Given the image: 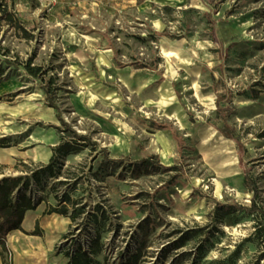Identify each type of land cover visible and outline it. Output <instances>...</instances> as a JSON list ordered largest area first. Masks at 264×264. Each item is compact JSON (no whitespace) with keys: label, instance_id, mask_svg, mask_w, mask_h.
<instances>
[{"label":"rangeland","instance_id":"374dc122","mask_svg":"<svg viewBox=\"0 0 264 264\" xmlns=\"http://www.w3.org/2000/svg\"><path fill=\"white\" fill-rule=\"evenodd\" d=\"M0 6L31 34L0 13V177L22 173L13 167L18 158L31 167L48 161L61 134L54 126L62 127L48 100L94 142L61 156L58 175L32 186L42 209L64 190L85 206L74 221L44 219L45 236L58 234L54 249L87 247L99 233L102 249L92 255L99 264L137 251L138 264H263L264 238L254 235L263 218L237 210L217 220V202L249 207L246 174L264 209V92L253 96L262 88L255 66L264 63V0ZM28 61L38 76L26 73ZM49 77L47 98L41 82ZM226 88L240 144L218 131L224 113L215 101ZM151 156L152 166L138 162Z\"/></svg>","mask_w":264,"mask_h":264},{"label":"trees","instance_id":"16d2710c","mask_svg":"<svg viewBox=\"0 0 264 264\" xmlns=\"http://www.w3.org/2000/svg\"><path fill=\"white\" fill-rule=\"evenodd\" d=\"M6 1V0H5ZM0 13L2 14L4 20L8 25H11L16 31H21L22 35L26 38L30 37L31 34L24 27L22 22L19 20L18 16L14 11L6 12V7L0 6ZM10 63H14L9 60ZM26 73L32 76H38L40 72L39 66L30 65V62H26L23 66ZM257 72L260 73V80H256V83H260L261 89H254L253 96L257 97L261 92H264V63L260 68L255 66ZM54 82L53 77H49L47 83L41 82L44 93L47 98H50L52 92V85ZM231 90L229 88L225 89V92L221 95H217L215 105L216 107L224 113V118L218 131L225 138H229L238 144L240 140L235 136V128L230 123H228V117L231 113V107L229 106V101L231 100ZM47 105L53 107L56 110V117L58 118L60 126H54L60 131L59 141L50 147L51 153L46 163L36 164L31 167L30 163L26 160L18 158L14 163L13 167L22 171L21 174L17 175H3L0 177V255L3 264H12V260L9 258L6 261L7 253L9 252L8 246L6 244L7 234L14 229H20L21 223L23 221L24 215L27 210H33L37 205L43 200V198H35L34 190L32 186H38L46 175L57 176L60 172L61 164L58 160L61 156L68 153H76L87 147L93 148L94 143L91 138L86 134L78 133L76 130L71 128V126L62 118L58 111V105L52 101L48 100ZM242 157V153H240ZM151 157L140 159L138 162L144 164L145 166H152L154 162ZM5 165L0 163V171ZM173 167V166H171ZM72 177H66L61 183H68ZM245 181L250 185V191L253 192L251 197V204L249 207L242 206L236 203L222 204L217 202V220H221L225 215L242 210L249 214H256L263 218V222L257 223L255 226L254 235L264 238V209L259 206L256 202V197L258 196L257 187L253 180L245 174ZM75 181V180H74ZM56 204L45 203V208L42 211V215H48L51 213H57L61 216L68 217L70 221H74L77 217H80L86 212L85 206L79 204V199L71 196L68 190H64L60 196L55 193ZM221 205V208H220ZM96 219L95 215H92ZM31 234H40L39 222L35 221L34 229L30 231ZM263 241V240H262ZM102 244L100 242V234L97 233L95 238H93L87 247L78 244L73 251L65 250L64 254L69 257L67 264H99L94 261L92 255L97 254L101 251ZM264 255V252H263ZM140 252L137 251L127 260L120 264H138V258ZM253 263V264H257ZM264 264V262H263Z\"/></svg>","mask_w":264,"mask_h":264},{"label":"crops","instance_id":"0c3cea01","mask_svg":"<svg viewBox=\"0 0 264 264\" xmlns=\"http://www.w3.org/2000/svg\"><path fill=\"white\" fill-rule=\"evenodd\" d=\"M149 80H152L151 76L148 81ZM0 141H5V139H0ZM0 146H2L1 143ZM9 148H11V146L4 147V149ZM40 204L41 203H39L35 209L26 211L21 223V228L23 230H11L6 236V244L12 254V264H67L69 260V257L64 254L65 250L62 249L61 245L58 244L57 248L54 249L58 234L57 236H45V222L48 220L44 219H46L47 216L58 219L62 217L64 219L63 222H65V216H61L57 213L42 215L45 205L42 209ZM36 220L39 222L40 234H31L29 232L34 229ZM55 227H59V224L51 229L54 230ZM0 264H3L1 255Z\"/></svg>","mask_w":264,"mask_h":264},{"label":"bare ground","instance_id":"6f19581e","mask_svg":"<svg viewBox=\"0 0 264 264\" xmlns=\"http://www.w3.org/2000/svg\"><path fill=\"white\" fill-rule=\"evenodd\" d=\"M166 53V55H168V54H171V51H167V52H165ZM124 78H126V77H124ZM172 116V115H171ZM177 119H178V121L180 122V123H182V120H181V118L179 117V116H177ZM219 138H222V137H220L219 136ZM222 140L223 141H225V139H223L222 138ZM40 151L39 150H37V149H35V150H33V155L35 156V157H39L40 156ZM164 155H166V152L165 151H163V156Z\"/></svg>","mask_w":264,"mask_h":264},{"label":"built area","instance_id":"2783aa9c","mask_svg":"<svg viewBox=\"0 0 264 264\" xmlns=\"http://www.w3.org/2000/svg\"><path fill=\"white\" fill-rule=\"evenodd\" d=\"M40 1L46 5H50L55 3L57 0H40Z\"/></svg>","mask_w":264,"mask_h":264}]
</instances>
